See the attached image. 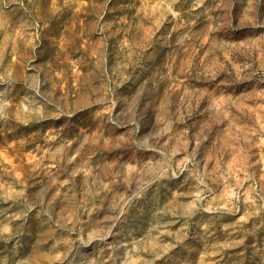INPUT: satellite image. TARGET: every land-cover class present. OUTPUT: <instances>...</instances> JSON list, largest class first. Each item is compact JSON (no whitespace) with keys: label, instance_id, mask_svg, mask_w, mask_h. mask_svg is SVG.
<instances>
[{"label":"rangeland","instance_id":"obj_1","mask_svg":"<svg viewBox=\"0 0 264 264\" xmlns=\"http://www.w3.org/2000/svg\"><path fill=\"white\" fill-rule=\"evenodd\" d=\"M0 264H264V0H0Z\"/></svg>","mask_w":264,"mask_h":264}]
</instances>
